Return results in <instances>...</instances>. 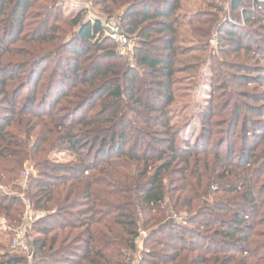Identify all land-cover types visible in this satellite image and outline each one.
Instances as JSON below:
<instances>
[{"label": "trees", "instance_id": "16d2710c", "mask_svg": "<svg viewBox=\"0 0 264 264\" xmlns=\"http://www.w3.org/2000/svg\"><path fill=\"white\" fill-rule=\"evenodd\" d=\"M89 1L134 40L135 67L83 12L64 17L56 0H0V184L20 191L25 161L37 171L25 192L44 214L32 226V264H264L256 230L264 219V0H231L236 21L226 24L218 23L223 0ZM213 32L220 54L245 52L250 62H214ZM17 42L27 50L14 51ZM14 52L26 60L7 61ZM201 53L211 60V87L189 142L172 125L176 105L193 108L176 104L189 98L176 97L177 74L196 80L191 60ZM249 81L263 89L238 91ZM227 109V120H213ZM250 114L260 120L248 122ZM216 132L223 137L214 140ZM237 132V148L227 146ZM59 152L72 161L55 163ZM22 210L19 198L0 193L10 226ZM0 264L26 259L2 254Z\"/></svg>", "mask_w": 264, "mask_h": 264}, {"label": "rangeland", "instance_id": "374dc122", "mask_svg": "<svg viewBox=\"0 0 264 264\" xmlns=\"http://www.w3.org/2000/svg\"><path fill=\"white\" fill-rule=\"evenodd\" d=\"M56 1L62 7L64 17H67L69 15H72L74 12L76 13L79 11L83 12L82 16L85 22H91L88 18H86V15L88 13L91 14L92 16H99L102 18L104 17L101 15L99 10L94 6L92 1L75 0V1H79L86 5V7L84 6L83 9H78V10L70 6L69 0H56ZM195 1L196 0H194V2ZM192 3L193 1H189L188 6H193L191 5ZM203 4H204V7L207 6L205 1H203ZM222 7L223 9H222V12L219 14L218 23H224V24L229 23V22L234 23L236 20L235 18H232V13L230 10L231 0H223ZM50 24H53V22L50 21ZM62 25L63 24L61 23L60 26ZM240 25H244V23L241 22ZM218 40L219 39H217L216 34L213 32V35L209 40V46H210V49L212 50V53H214L216 56L214 57L215 58V60H213L214 62H217L218 60H223L222 62H230L231 60H234L236 62H243L248 58V55L245 52H241L236 56L233 55L232 57L225 58L224 55L220 54L219 47H217ZM183 46L187 47L188 45L183 44ZM13 47H14V51H17L18 48L20 49L24 48L26 50L28 48V46H26L23 42H17ZM112 47H113V51H115L117 55L121 58L120 59L121 62H123L124 64H128L132 67H135V60H134L135 42L133 39L131 38L128 39V45L126 46V49L124 51H121L117 47V45L114 43H112ZM156 48L159 50L161 49V47H156ZM195 56L196 57L191 60V64L193 66L199 67L198 76L195 78L196 80L193 81V79L187 75L177 74L178 78H183V81L179 85H176V92H177L176 97L182 98V96H189L187 100L185 99L181 100L180 98L179 99L176 98L178 100V101L176 100V104L177 102L178 104L180 102L181 105L186 104V103L188 105L192 104L193 108H190L186 110V112L182 113L181 109L179 107L177 108L176 107L177 105H176L174 109L175 112L173 114L174 119L172 120L173 130H180L182 133L183 139L189 142H194L198 135L199 125H198L197 120H195L194 115L201 112V110L198 109L199 105H206V103H204L203 100H206L207 98H209L210 87H211V82H210L211 78L209 77L210 75L209 66L211 63L210 58L205 56L203 53H201L199 56L196 54ZM5 58L7 61H14V62H17L20 60H26V58H24L23 55H18V52H14L13 54L10 53L9 55L5 56ZM189 59L190 57H186L185 59H182V63L184 64L188 62ZM249 62L250 61H245L246 64H248ZM225 68L221 71V73L219 72L218 74L215 73L217 78L214 80H220L221 82L222 78H224L227 74ZM43 70L46 71L45 76L49 74L52 70L51 63L46 64L43 67ZM249 82L250 83H248L247 85L238 86V91L246 92V91H251L253 88H255L254 90H258L260 92L263 89L261 82L257 84H254L251 81ZM19 83H20V80L15 79L10 82V87L11 88L12 86L15 87ZM191 83H194V85H192ZM41 89L42 88H38V93L41 92ZM23 95L24 94L22 93L20 96L21 99ZM239 102L246 103L248 105H256V103H251L250 101H247L245 98H240ZM243 113L244 112L241 111V115H243ZM230 115H231V111L230 109L229 110L227 109L223 115H219L213 120H223V119L227 120L230 117ZM247 120L248 122L250 121L253 122V121L260 120V118L255 117L254 115L250 114L248 115ZM240 121H241V117H240ZM221 126H222L221 129L217 128V132L224 130L225 125H221ZM217 132L213 135L214 140L223 137V135ZM238 135L239 133L237 132L234 137L232 138L230 137L228 139L229 143H227L226 145L233 146V144L235 143L236 145H234V148L236 149L237 145L239 144ZM52 159L54 160L55 163L66 164L72 161V156H70V154H67L66 152H59V153H55ZM36 176H37V171L34 169L33 164L30 161H25L22 167V172L20 173L18 177V181H17L18 182L17 184L20 187L19 189L20 191H14L11 188H7L0 184L1 194L5 196H15L19 198L23 206L22 212L18 213L15 216V219L18 221L17 224H12V226H10L7 220H5L4 218H0V255L6 254L8 257H11V256L25 257L26 264H32L33 262L32 253H31V259L28 258V255L26 253L21 252L19 249H13L11 247V241H12L14 231L25 229L26 237L28 239V242H30L33 236V231H34L32 229V226L44 215L42 212L34 211L32 209V206L30 205V202L27 200V197L25 196V192L27 190L30 179L35 178ZM176 219H179V218H176ZM260 224L261 226H257L256 230L257 232L259 233L261 232V234H264V219L260 221ZM260 240L263 241L264 239L260 238ZM136 243L138 244V241ZM141 248L142 246L138 244V250H140ZM141 255L142 254L139 253L136 260L139 261V259L142 258Z\"/></svg>", "mask_w": 264, "mask_h": 264}, {"label": "built area", "instance_id": "2783aa9c", "mask_svg": "<svg viewBox=\"0 0 264 264\" xmlns=\"http://www.w3.org/2000/svg\"><path fill=\"white\" fill-rule=\"evenodd\" d=\"M70 6L74 7V9H83L85 4L75 1L69 0ZM86 18H88L91 22L99 20L101 24V28L104 31L105 36L117 47L124 51L126 46L128 45V39L122 34L118 21L115 18H107V17H99V16H92L91 14H87ZM11 247L13 249H19L21 252L26 253L28 258L31 259V250L29 247V242L26 237V231L23 230H16L13 233Z\"/></svg>", "mask_w": 264, "mask_h": 264}]
</instances>
